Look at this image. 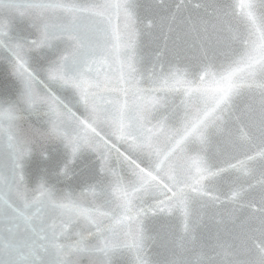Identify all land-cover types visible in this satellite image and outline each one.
Listing matches in <instances>:
<instances>
[{"label": "snow or ice", "instance_id": "6c2138e0", "mask_svg": "<svg viewBox=\"0 0 264 264\" xmlns=\"http://www.w3.org/2000/svg\"><path fill=\"white\" fill-rule=\"evenodd\" d=\"M0 63V264H264V0H0Z\"/></svg>", "mask_w": 264, "mask_h": 264}, {"label": "water", "instance_id": "95a60500", "mask_svg": "<svg viewBox=\"0 0 264 264\" xmlns=\"http://www.w3.org/2000/svg\"><path fill=\"white\" fill-rule=\"evenodd\" d=\"M20 27H23L22 25ZM11 77L7 72L6 66L0 63V93L5 91L11 85ZM53 166V162H42L35 161L34 168L38 169L40 167H48L51 168Z\"/></svg>", "mask_w": 264, "mask_h": 264}]
</instances>
